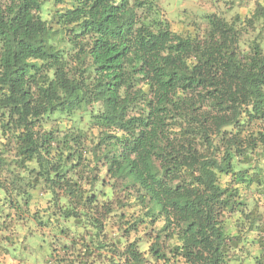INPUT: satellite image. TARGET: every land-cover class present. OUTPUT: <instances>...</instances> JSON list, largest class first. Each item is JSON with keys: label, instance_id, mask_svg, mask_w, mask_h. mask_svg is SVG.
Instances as JSON below:
<instances>
[{"label": "clouds", "instance_id": "clouds-1", "mask_svg": "<svg viewBox=\"0 0 264 264\" xmlns=\"http://www.w3.org/2000/svg\"><path fill=\"white\" fill-rule=\"evenodd\" d=\"M0 264H264V0H0Z\"/></svg>", "mask_w": 264, "mask_h": 264}]
</instances>
